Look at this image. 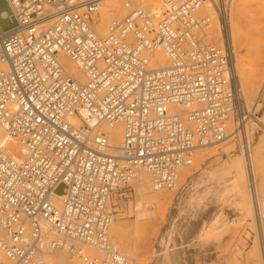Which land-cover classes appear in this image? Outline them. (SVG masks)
<instances>
[{"label":"built area","instance_id":"2783aa9c","mask_svg":"<svg viewBox=\"0 0 264 264\" xmlns=\"http://www.w3.org/2000/svg\"><path fill=\"white\" fill-rule=\"evenodd\" d=\"M160 1L154 15L125 0L101 35L103 0H6L0 17L15 25L0 30V264H62L63 254L64 264H132L110 228L141 171L153 190L175 188L197 148L239 135L249 158L231 51L208 35L213 14L223 33L231 0Z\"/></svg>","mask_w":264,"mask_h":264},{"label":"rangeland","instance_id":"374dc122","mask_svg":"<svg viewBox=\"0 0 264 264\" xmlns=\"http://www.w3.org/2000/svg\"><path fill=\"white\" fill-rule=\"evenodd\" d=\"M133 2H140L148 9L141 0ZM2 11L11 14L6 0H0ZM113 18L102 22L98 12L94 16L96 27L105 28ZM231 20L239 29V41L233 46L229 38ZM14 25L10 17H0L2 32ZM211 25L209 39L221 45L213 38ZM222 36L229 45L232 63L237 64L236 73L242 63L243 74L234 77L241 84L247 104L248 113L244 108L242 115L252 159L245 168H240L242 135L202 147L200 151L205 156L198 167H194L199 152L196 150L192 165L185 169L191 175L184 180L180 176L177 187L156 192L149 185L152 192L169 195L172 200L167 208L154 207L146 215H138L135 208L138 196L134 181L127 198L115 206L110 228L112 246L133 257L132 264H264V215L256 203L258 197L264 204V131L252 121L257 118L264 125V0H231ZM245 73L252 76L246 77ZM226 163L229 171L222 173ZM141 175L148 176L141 171L137 178ZM233 179L238 182L241 195L230 190ZM254 187L256 196H252ZM62 188L59 185L55 192L61 194ZM116 223L125 227V242L121 244L112 234ZM67 258L66 254L61 256L63 263Z\"/></svg>","mask_w":264,"mask_h":264},{"label":"bare ground","instance_id":"6f19581e","mask_svg":"<svg viewBox=\"0 0 264 264\" xmlns=\"http://www.w3.org/2000/svg\"><path fill=\"white\" fill-rule=\"evenodd\" d=\"M129 1L131 3H133V0H129ZM135 1L138 2V0H135ZM141 1L143 3H145L146 7L150 10V12H152L154 15H159V13L162 9V4H161L160 0H141ZM102 3H103L102 8L99 11L102 22L108 21L109 18H111V17H115L113 19L120 18L125 14V11H126L125 0H103ZM138 4L142 5L140 2ZM142 6H144V5H142ZM113 19H111L110 21H112ZM211 20H212L211 21L212 36L219 44L220 43L222 44L223 36L221 33V27H220L218 20L214 14L212 15ZM109 23H108V25H109ZM107 26L105 28H97V32L101 35H104ZM229 26H230V37L229 38H230L231 44L233 46L236 42L239 41V29H238L237 23L233 20H231V22L229 23ZM59 58L61 60V63L69 69V71L72 73L73 76H75L76 78L80 77L76 68L70 63V61L64 55L60 54ZM151 58H152V60H154L156 65H164L166 62V57L163 54V52L160 50L154 51ZM238 69H239V73L242 75L243 74L242 63H240L238 65ZM232 71L234 74L239 75V73H236L237 72V64L236 63H232ZM251 74H249V75H251ZM246 75H248V73L247 74L245 73L244 76H246ZM254 119H256V120H254ZM254 119H252V121L255 123H258L259 126L261 125L262 130L264 131L263 123L259 124V121L257 120V118H254ZM0 135H2V134H0ZM109 135H110L111 145L113 147H119L120 143H121V128H120V126L116 125L111 130H109ZM218 143H220V142H218ZM211 144H214V143H211ZM211 144H207L204 146L208 147V145H211ZM204 146H202V147H204ZM202 147H199L196 149L199 152H198V157L195 160V166L194 167H198L200 164V161L203 160V158L205 156V152L200 151L203 149ZM214 153H215V151H214ZM251 159H252V155L249 154V158H247L245 153L240 152V158H239L240 161H238V162H240V168H243V166L245 168L247 166V161L248 160L251 161ZM230 161L233 162V158ZM230 161H228V162H230ZM260 163H262V162L260 161ZM261 166L262 165H260V167ZM186 168H188V167H186ZM186 168H183L181 170L182 172L180 173V176H181V178H183V180L186 178V176L191 175V172L188 169L185 170ZM228 171H229V165H228V163H226L224 168L222 169V173H225V172L228 173ZM149 181H150L149 177L146 175H141L137 179H135V182H137V193L136 194L138 196V199L135 203V208L138 212V215H146V214H148L147 211L150 210L151 208H154V207L166 206V208H167V205L172 200V197L169 195H161L159 193H155V191L152 192L151 187H149V185H150ZM230 190L231 191H238V194L241 193L238 182L236 181V179L232 180ZM253 191H252V196H254V195L256 196L255 187H254ZM156 192H157V190H156ZM243 195H244V193L242 191V196ZM256 199H257L256 203L258 205V208L260 209V212L264 215V204H262V202H260V200H258V197ZM262 201L264 202V199ZM166 208L161 213L162 218L164 217ZM123 227L121 226V224L119 225L117 223L113 224V227H112V234H113V236H114V238L118 244L125 242V231H124ZM86 251H87V253L92 252L91 250H86ZM59 259H60L61 263L64 264L63 261L61 260V257Z\"/></svg>","mask_w":264,"mask_h":264}]
</instances>
